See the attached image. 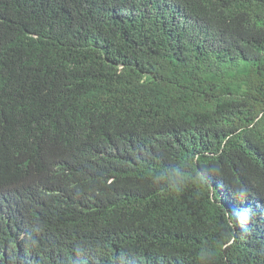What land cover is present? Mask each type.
Wrapping results in <instances>:
<instances>
[{
  "label": "trees",
  "instance_id": "trees-1",
  "mask_svg": "<svg viewBox=\"0 0 264 264\" xmlns=\"http://www.w3.org/2000/svg\"><path fill=\"white\" fill-rule=\"evenodd\" d=\"M0 264H264V0H0Z\"/></svg>",
  "mask_w": 264,
  "mask_h": 264
}]
</instances>
